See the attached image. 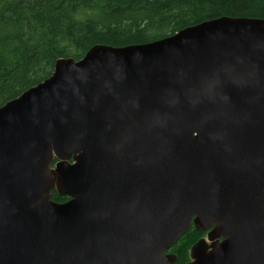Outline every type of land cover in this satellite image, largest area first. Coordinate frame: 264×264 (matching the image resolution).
<instances>
[{"label":"water","instance_id":"water-1","mask_svg":"<svg viewBox=\"0 0 264 264\" xmlns=\"http://www.w3.org/2000/svg\"><path fill=\"white\" fill-rule=\"evenodd\" d=\"M190 223L186 264H264V18L93 45L0 107V264H170Z\"/></svg>","mask_w":264,"mask_h":264},{"label":"trees","instance_id":"trees-1","mask_svg":"<svg viewBox=\"0 0 264 264\" xmlns=\"http://www.w3.org/2000/svg\"><path fill=\"white\" fill-rule=\"evenodd\" d=\"M220 16L264 18V0H0V106L49 77L59 58L151 42ZM51 198L66 197L52 190ZM204 234L191 224L170 248L172 264L187 262Z\"/></svg>","mask_w":264,"mask_h":264},{"label":"flooded vegetation","instance_id":"flooded-vegetation-1","mask_svg":"<svg viewBox=\"0 0 264 264\" xmlns=\"http://www.w3.org/2000/svg\"><path fill=\"white\" fill-rule=\"evenodd\" d=\"M5 103H6V102H5ZM5 103H4V104H5ZM4 104H3V105H4ZM1 106H2V105H1ZM1 106H0V107H1ZM68 162H69V163H73V159L71 158L70 160H68ZM55 163H57V159H56V158L53 159V161H52L51 164H50V167L53 168L54 165H55ZM52 190H54L56 193H57V191H56L55 189H51V190H50V200H52L53 202H55V203H63V202H66V201H68V200L70 199V196H68V195H60V194L57 193L59 196H65L66 198H65L64 200L60 201V202L54 201V200L51 198V191H52ZM71 198H72V197H71ZM191 224L194 226L193 223H190V225H191ZM190 225H189V226H190ZM194 227H195V226H194ZM187 229H188V228H187ZM196 229H198V228H196ZM199 230H203V229H199ZM203 231H205V234H206V236H207L208 230H203ZM182 234H184V233H182ZM182 234H181V235H182ZM181 235H180V236H181ZM180 236H179V237H180ZM179 237H178V238H179ZM178 238H177V239H178ZM177 239H176V240H177ZM200 239H204V238L201 237ZM220 239H221V238H220ZM176 240H175V241H176ZM175 241H174V242H175ZM174 242H173V243H174ZM173 243H172V244H173ZM209 243H210V241L207 240V244H209ZM172 244H171V245H170V246L164 251V254H169V255L172 256V261H171L170 264H172L173 261H174L175 258H176V255H175L174 253H172L171 250H170ZM190 260H191V255L189 256V260H188L187 262H189ZM187 262H185L184 264H186Z\"/></svg>","mask_w":264,"mask_h":264},{"label":"rangeland","instance_id":"rangeland-1","mask_svg":"<svg viewBox=\"0 0 264 264\" xmlns=\"http://www.w3.org/2000/svg\"><path fill=\"white\" fill-rule=\"evenodd\" d=\"M203 238H204V240L207 242L208 238H207L206 234H204ZM199 239H200V238H199ZM199 239H198V240H199ZM198 240H197V241H198ZM197 241H195V242L190 246V248L188 249L189 256L191 255V247H192Z\"/></svg>","mask_w":264,"mask_h":264}]
</instances>
